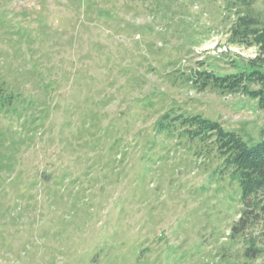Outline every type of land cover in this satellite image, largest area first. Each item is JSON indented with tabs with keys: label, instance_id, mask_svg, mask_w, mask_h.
Instances as JSON below:
<instances>
[{
	"label": "rangeland",
	"instance_id": "rangeland-1",
	"mask_svg": "<svg viewBox=\"0 0 264 264\" xmlns=\"http://www.w3.org/2000/svg\"><path fill=\"white\" fill-rule=\"evenodd\" d=\"M247 13L263 21L264 0H0V88L18 97L0 114V264H264V212L243 215L214 148L155 129L172 109L260 140L255 100L186 80L264 59L231 42Z\"/></svg>",
	"mask_w": 264,
	"mask_h": 264
},
{
	"label": "trees",
	"instance_id": "trees-1",
	"mask_svg": "<svg viewBox=\"0 0 264 264\" xmlns=\"http://www.w3.org/2000/svg\"><path fill=\"white\" fill-rule=\"evenodd\" d=\"M239 1L247 7V12L254 2V0ZM235 40L240 44L255 45L260 54H264V20L260 21L258 17L249 13L238 15L232 29L231 42ZM263 67L264 59L257 55L247 60L245 66L234 73L217 75L206 69H196L189 72L186 80L198 91L211 89L221 94L240 93L255 100L258 108L264 112ZM17 101V95L0 88L1 116H15L18 112L15 108ZM23 128L25 129L26 125ZM155 129L168 134L178 131L179 135L189 141L212 146L221 160L220 174L227 175L230 181L237 184L238 200L243 206V215L257 211L264 212V122L259 131L260 140L252 146H249L237 132L224 129L217 121L198 114H178L172 109L160 116L155 123ZM3 159L4 152L1 150L0 165ZM245 224L247 221L241 216L233 231L244 229ZM250 251L256 250L248 248L245 251L248 256L252 255Z\"/></svg>",
	"mask_w": 264,
	"mask_h": 264
}]
</instances>
